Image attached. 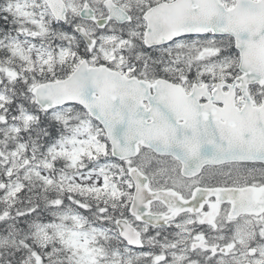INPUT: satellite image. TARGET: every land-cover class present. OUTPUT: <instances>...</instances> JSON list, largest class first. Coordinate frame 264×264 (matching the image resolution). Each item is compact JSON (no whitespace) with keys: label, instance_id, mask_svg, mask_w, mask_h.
<instances>
[{"label":"snow or ice","instance_id":"obj_1","mask_svg":"<svg viewBox=\"0 0 264 264\" xmlns=\"http://www.w3.org/2000/svg\"><path fill=\"white\" fill-rule=\"evenodd\" d=\"M0 264H264V0H0Z\"/></svg>","mask_w":264,"mask_h":264}]
</instances>
